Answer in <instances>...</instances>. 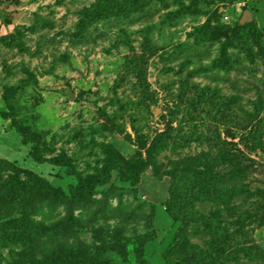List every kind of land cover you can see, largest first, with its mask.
Masks as SVG:
<instances>
[{
	"label": "rangeland",
	"instance_id": "obj_1",
	"mask_svg": "<svg viewBox=\"0 0 264 264\" xmlns=\"http://www.w3.org/2000/svg\"><path fill=\"white\" fill-rule=\"evenodd\" d=\"M97 4L101 19L79 34L78 12ZM196 132L242 152L248 188L228 207L196 203L181 256L264 264V0H0V158L67 192L76 177L48 162L63 155L84 186L96 184L94 209L104 197L125 204L69 242L109 264H166L181 222L163 203L162 173L189 167L181 159L201 150ZM11 257L0 248V264Z\"/></svg>",
	"mask_w": 264,
	"mask_h": 264
},
{
	"label": "trees",
	"instance_id": "obj_2",
	"mask_svg": "<svg viewBox=\"0 0 264 264\" xmlns=\"http://www.w3.org/2000/svg\"><path fill=\"white\" fill-rule=\"evenodd\" d=\"M100 8L97 4L92 11L84 7L78 12L76 25L79 34L89 22L101 19ZM200 133L196 132V139L201 150L194 156L188 155L181 159L184 166L189 167L180 169L179 164H176L172 170L162 173L168 175L171 181L168 198L163 203L168 214L181 222L175 234V244L163 253L166 264H188L187 259L181 256L183 247L189 243L185 227L188 214L193 219L199 218L198 212L194 211L198 201L212 204L220 201L225 206L231 205L241 195L238 189L248 188L244 184L247 165L242 164L240 159L242 152L229 146L218 132ZM262 135H258V138ZM204 143H209L207 148L202 147ZM29 155L35 161H47L39 158L34 151L29 152ZM48 162L63 166L67 174L76 177L77 183L65 192L52 187L45 178L37 176L32 170L0 158V248L10 251L12 261L7 264H109L100 252L91 251V247L78 238L76 243L69 242V237L72 232L77 233L83 228L87 219L93 224L123 210L125 204L122 198H119V205L113 207L104 197L99 200L101 206L94 209V202H98L94 197L96 184L84 186L70 160L63 155ZM152 169L155 177L160 179L155 164ZM108 177L109 174L103 172L99 176L101 182H98L104 184ZM183 188H189L185 195L181 190ZM136 209H133L134 213H138ZM244 215L247 212L239 213L237 222H242ZM204 222L221 229L220 220ZM217 235L224 242V234ZM219 250L216 249V252ZM211 253L215 254L214 251Z\"/></svg>",
	"mask_w": 264,
	"mask_h": 264
},
{
	"label": "water",
	"instance_id": "obj_3",
	"mask_svg": "<svg viewBox=\"0 0 264 264\" xmlns=\"http://www.w3.org/2000/svg\"><path fill=\"white\" fill-rule=\"evenodd\" d=\"M251 19H252V17H251L250 12L246 10V11L244 12L242 18H241V22H243V21H247V20H251Z\"/></svg>",
	"mask_w": 264,
	"mask_h": 264
}]
</instances>
